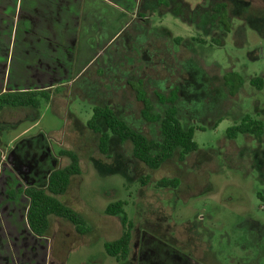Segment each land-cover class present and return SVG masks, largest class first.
Listing matches in <instances>:
<instances>
[{
	"label": "rangeland",
	"instance_id": "obj_1",
	"mask_svg": "<svg viewBox=\"0 0 264 264\" xmlns=\"http://www.w3.org/2000/svg\"><path fill=\"white\" fill-rule=\"evenodd\" d=\"M96 6L83 18L80 75L48 90L38 108L0 109V264H126L104 248L123 232L122 218L105 213L117 200L133 224V255L140 238L156 235L202 264H264V0H139L134 18ZM138 81L152 114L168 107L156 92L179 88L178 118L195 128L197 151L183 160L177 151L151 169L130 141L110 134L102 153L87 126L96 106L161 140L160 122L142 116L131 87ZM247 116L263 123L262 133L229 137ZM67 151L78 155L81 174L60 199L86 219L90 243L66 251L68 240L59 238L62 253L53 256L56 239L37 237L26 224L27 198L3 189L7 182L45 187L52 170L69 164ZM175 178L176 186L161 185Z\"/></svg>",
	"mask_w": 264,
	"mask_h": 264
},
{
	"label": "trees",
	"instance_id": "obj_2",
	"mask_svg": "<svg viewBox=\"0 0 264 264\" xmlns=\"http://www.w3.org/2000/svg\"><path fill=\"white\" fill-rule=\"evenodd\" d=\"M235 77V74L226 76V82L234 80ZM131 87L136 91L138 100L143 103L142 116L147 121L160 122L161 140L149 138L135 130L126 120L120 118L110 106H96L87 126L95 134H99L102 153L108 151L110 134L117 136L122 142L130 141L133 145L134 157L151 169L161 167L177 151H179L180 159L183 160L198 150V144L194 139L195 128L183 127L178 118L176 102L179 98V88L177 86L168 94L156 92L158 100L168 105L163 115L150 112V102L146 97V91L141 81L135 84L131 83ZM49 98L50 95L46 90L5 93L0 96V107L38 108L41 99L49 100ZM99 119L103 120L108 132L102 131L98 122ZM262 129L263 123L261 121L247 116L239 125L230 127L227 134L234 138L238 133L261 134ZM61 154L68 155L70 162L64 167L52 170L48 175L45 187L27 186L17 190V193L24 194L29 200L26 221L30 231L37 237L56 239L57 243L53 242V256H61L62 247L59 244V238H63L62 242H65V239L68 240L66 247V251H68L82 244H89L90 241L86 239V236L91 232L86 219L60 199L68 191L73 178L81 174L78 155L71 151L61 152ZM178 182V179L175 178L162 181L161 185L176 186ZM8 195L11 199L16 197L15 192L9 191ZM125 205L124 200H117L108 204L105 209L107 215L122 218L123 232L119 238L105 242L104 248L107 254L114 257L118 262L133 264L131 258L134 238L133 224L128 218ZM61 261L64 263L65 257Z\"/></svg>",
	"mask_w": 264,
	"mask_h": 264
},
{
	"label": "crops",
	"instance_id": "obj_3",
	"mask_svg": "<svg viewBox=\"0 0 264 264\" xmlns=\"http://www.w3.org/2000/svg\"><path fill=\"white\" fill-rule=\"evenodd\" d=\"M90 3L95 8L97 4L102 8L108 4L133 17L139 0H0V96L48 91L80 75L75 72V64L83 18L97 12ZM84 32L88 34L85 28ZM7 108L13 107H0L1 111ZM9 144L6 147L10 149ZM6 184L7 190L3 191L7 196L11 191L17 197L21 194L17 190L27 187L11 188ZM138 249L137 256L132 254L133 264H202L186 253L187 249L163 238H140Z\"/></svg>",
	"mask_w": 264,
	"mask_h": 264
},
{
	"label": "flooded vegetation",
	"instance_id": "obj_4",
	"mask_svg": "<svg viewBox=\"0 0 264 264\" xmlns=\"http://www.w3.org/2000/svg\"><path fill=\"white\" fill-rule=\"evenodd\" d=\"M154 235V234H153ZM155 238H159L158 236L154 235ZM160 264H163L162 262H160Z\"/></svg>",
	"mask_w": 264,
	"mask_h": 264
}]
</instances>
